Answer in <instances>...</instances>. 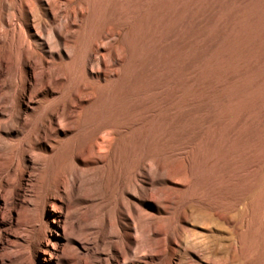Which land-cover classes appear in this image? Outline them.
Returning <instances> with one entry per match:
<instances>
[{"label":"rangeland","instance_id":"rangeland-1","mask_svg":"<svg viewBox=\"0 0 264 264\" xmlns=\"http://www.w3.org/2000/svg\"><path fill=\"white\" fill-rule=\"evenodd\" d=\"M0 264H264V0H0Z\"/></svg>","mask_w":264,"mask_h":264}]
</instances>
